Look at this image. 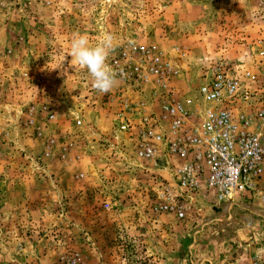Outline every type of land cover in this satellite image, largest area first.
I'll return each mask as SVG.
<instances>
[{
  "label": "rangeland",
  "instance_id": "obj_1",
  "mask_svg": "<svg viewBox=\"0 0 264 264\" xmlns=\"http://www.w3.org/2000/svg\"><path fill=\"white\" fill-rule=\"evenodd\" d=\"M75 33L90 46L112 34L109 65L120 48H148L174 69L176 100L195 109L214 65L250 66L264 0H0V204L11 208L0 205V264L264 258V166L257 191L232 203L182 195L167 166L136 159L134 135L116 127L119 114L158 115L157 89L120 80L95 90L69 55ZM163 192L184 200L183 218L152 211Z\"/></svg>",
  "mask_w": 264,
  "mask_h": 264
},
{
  "label": "built area",
  "instance_id": "obj_2",
  "mask_svg": "<svg viewBox=\"0 0 264 264\" xmlns=\"http://www.w3.org/2000/svg\"><path fill=\"white\" fill-rule=\"evenodd\" d=\"M110 66L122 69L120 80L136 89L152 85L161 99L158 115L138 113L136 121L117 116V130L134 135L136 159L166 165L182 195L203 192L217 203H232L257 191L264 166V34L254 45L250 66L211 68L197 89L195 109L191 100H176L170 84L174 69L148 48H120ZM151 209L183 218L186 207L181 197L163 192ZM251 264H264V258L257 255Z\"/></svg>",
  "mask_w": 264,
  "mask_h": 264
},
{
  "label": "clouds",
  "instance_id": "obj_3",
  "mask_svg": "<svg viewBox=\"0 0 264 264\" xmlns=\"http://www.w3.org/2000/svg\"><path fill=\"white\" fill-rule=\"evenodd\" d=\"M115 38L104 33L95 46H90L86 35L75 33L71 40L70 57L92 78V86L102 94H107L119 86L123 70H114L108 63L109 56L115 50Z\"/></svg>",
  "mask_w": 264,
  "mask_h": 264
},
{
  "label": "crops",
  "instance_id": "obj_4",
  "mask_svg": "<svg viewBox=\"0 0 264 264\" xmlns=\"http://www.w3.org/2000/svg\"><path fill=\"white\" fill-rule=\"evenodd\" d=\"M0 205H2V204H0ZM2 206H3V207L1 208V211H2V212L7 211L8 213H11V208L7 205V203H4ZM9 215H10V214H9Z\"/></svg>",
  "mask_w": 264,
  "mask_h": 264
}]
</instances>
